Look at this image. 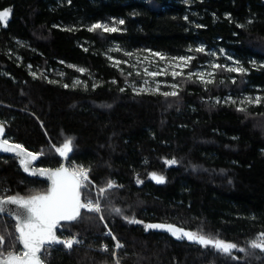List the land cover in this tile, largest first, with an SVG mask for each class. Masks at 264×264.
<instances>
[{
	"label": "trees",
	"instance_id": "1",
	"mask_svg": "<svg viewBox=\"0 0 264 264\" xmlns=\"http://www.w3.org/2000/svg\"><path fill=\"white\" fill-rule=\"evenodd\" d=\"M5 10L0 122L6 137L42 153L43 168L61 166L55 147L71 138L70 169L89 170L98 186L109 180L121 186L102 202L104 223L124 245L121 264H264V252L249 246L264 232V0H0ZM109 18L125 21L120 31L87 30ZM154 52L166 57H155L162 65L194 56L187 71L212 69L215 83L173 79L168 71L158 77L160 91L177 83V97L137 95L131 82L145 74H136L134 58ZM257 96L259 104L245 99ZM165 159L178 163L168 166ZM47 190L46 182L24 175L15 158L0 156V197ZM117 207L120 215L112 211ZM104 223L87 213L64 224L58 237L80 243L72 250L51 246L45 263L114 264L112 251L100 252L103 244L113 247ZM14 224L0 217L6 239L17 235ZM147 224L203 233L246 252H234L233 260Z\"/></svg>",
	"mask_w": 264,
	"mask_h": 264
},
{
	"label": "snow or ice",
	"instance_id": "2",
	"mask_svg": "<svg viewBox=\"0 0 264 264\" xmlns=\"http://www.w3.org/2000/svg\"><path fill=\"white\" fill-rule=\"evenodd\" d=\"M8 11L0 12V22H5V17L9 16ZM117 22L113 21V26H109L107 23H94L87 30L89 32H95L96 30H102L104 33H116L120 31L116 26ZM119 25H123L125 21L123 19L118 21ZM87 51V49H85ZM119 51V49H117ZM189 51H193L189 49ZM195 52L204 53L203 47H197ZM210 55H216L215 53H209ZM127 56H132L133 53H125ZM153 56L159 57L161 60H165L160 53H152ZM175 63L169 64L168 68H161L158 71H149L145 68L143 71L147 76L156 78L160 75L166 74L171 69L170 74L173 79L176 77L187 76L189 80L193 77L200 83L210 85L215 83V72L205 71H187L191 67V62L195 59L194 56H180L171 58ZM139 63V61H137ZM125 63L120 60H116L115 64L119 65ZM134 67V65H132ZM31 68V65H29ZM213 69H224L228 72H236L243 74L245 69L243 67H229L221 64H212ZM176 69H179L177 71ZM81 73L86 71L83 68L78 69ZM137 75L140 73L137 72ZM35 77L36 73H32ZM131 75V73H129ZM209 77V78H206ZM51 82V81H50ZM222 82V81H221ZM233 83L236 81L233 80ZM115 83V81H113ZM160 81L156 82L155 89L145 88L140 86L138 89H134L137 95L145 92H158L160 95L167 97H177L179 95L178 89L180 85L177 83L165 85L173 89L172 91H160ZM144 85L148 84V81L143 82ZM68 87V85H64ZM124 91V89H121ZM230 99V98H229ZM248 103L259 104L261 97L257 96L255 100L251 97L245 98ZM216 103H220L217 99ZM232 103H236L232 100ZM241 103H244L242 100ZM238 111H245L243 107H239ZM55 151L63 157L65 160H69V154L74 151L73 140L71 138L65 139L62 146L55 147ZM0 152L13 153L16 157H21V164L24 166V170L30 175H39L46 177L51 181L50 188L44 193H37L30 195L29 197H21L16 195H9L6 197H0V217L8 216L15 221L14 230L18 235L8 234L7 239L5 234L0 233V264H45L47 260V254L51 250L53 245H61L63 248L72 250L74 245H78L80 241L76 237L69 239H61L57 235V229H63L64 224L79 222L84 218V214L93 213L97 214L100 221H105L103 215L104 209L102 208V202L109 198V193L118 186L114 181H107L105 185L98 186L89 178V170L84 168L69 169L68 167L61 166L56 169H33L30 167V162L35 161L42 153H33L28 151L23 145L15 142H10L6 137L5 122H0ZM164 163L168 166H173L178 163L175 159H165ZM150 178L157 184L165 183V178L162 175L156 173H150ZM138 184L143 183L142 180H137ZM14 206V207H10ZM112 211L120 215V208H113ZM128 223H141L136 219H128ZM107 228V223H104ZM146 229H160L171 233L177 239L187 238L189 241L196 244L216 249L228 256L230 259L236 260L237 256L234 252L244 253L246 249L244 247H238L233 242H226L224 240L210 237L203 233H195L183 228L168 224H147ZM108 235L111 236L115 242L111 256L114 264H121V259L118 256V250L122 249L124 245L112 235L109 230ZM17 244L22 247H17ZM249 246L251 249H259L264 252V232H261L257 239L250 241ZM103 251L108 252L107 246L103 248Z\"/></svg>",
	"mask_w": 264,
	"mask_h": 264
},
{
	"label": "rangeland",
	"instance_id": "3",
	"mask_svg": "<svg viewBox=\"0 0 264 264\" xmlns=\"http://www.w3.org/2000/svg\"><path fill=\"white\" fill-rule=\"evenodd\" d=\"M4 19H5V21L8 20V16L5 17ZM112 22H113V20H105V21H103V23H107V24H109V26L113 25ZM115 25L119 26V23L117 22ZM155 57L156 56H153L152 53L143 54V57H141V58L140 57H135L134 58V60L136 61L135 64H134L135 65V72L136 73L139 72L140 74H145L144 71H143L145 68H147L149 71H158L161 68H168V65H169L168 62H163L164 64L162 65V64H160V62ZM137 61H139V63ZM170 64H173V63H170ZM176 70L178 71V69H176ZM200 70L208 72V68H204V69H200ZM169 71L171 72V69H169ZM209 72H213V70L211 69ZM160 76H158V77H160ZM158 77L153 78V77L147 76L145 74L144 78H138V80H137L138 82L132 81L131 85L134 86L136 89H138L140 86H144L145 88H149V89H154V88H156V82L157 81H160L162 83V80L158 79ZM145 80L148 81L147 85L143 84V82ZM72 169H77V167L72 166Z\"/></svg>",
	"mask_w": 264,
	"mask_h": 264
},
{
	"label": "water",
	"instance_id": "4",
	"mask_svg": "<svg viewBox=\"0 0 264 264\" xmlns=\"http://www.w3.org/2000/svg\"><path fill=\"white\" fill-rule=\"evenodd\" d=\"M5 11H7V10H5ZM2 12H4V11H2ZM9 17H10V14H9V16H8V19H9ZM6 23H7V20H6ZM5 22H3V25H5L6 24ZM5 128H6V126H5ZM6 133H7V130H6ZM10 142H12V141H10ZM26 148V147H25ZM27 149V148H26ZM28 151H30L29 149H27ZM31 152H33V151H31ZM33 153H36V152H33ZM0 156H6V157H13V158H15L16 159V161H17V164L19 165V167H20V169H21V171L23 172V174L24 175H26L27 177H29V178H32V179H38V180H40V181H43V182H46L47 184H48V189L50 188V186H51V181H49L46 177H44V176H39V175H30L28 172H26L25 170H24V166L21 164V157H16L13 153H4V152H0ZM41 155L35 160V161H31L30 162V167L31 168H33V169H40V168H43V167H40V166H38V163L40 162V160H41ZM61 166H64V167H68L69 168V166H68V160H65L64 158H63V162H62V164H61ZM60 166V167H61ZM57 168H59V167H57ZM45 169H56V168H45ZM70 169V168H69ZM46 192V191H45ZM41 193H44V192H41ZM16 196H20V195H16ZM21 197H29V196H21ZM10 207H14V206H10ZM5 217H8V216H5ZM14 223H15V221L13 220V219H11ZM62 224H69V223H66V222H61ZM74 223V222H73ZM58 230L59 229H57V235H58ZM158 231H161L160 229H157ZM17 235H18V233H17ZM22 247V246H21ZM46 264V263H45Z\"/></svg>",
	"mask_w": 264,
	"mask_h": 264
},
{
	"label": "built area",
	"instance_id": "5",
	"mask_svg": "<svg viewBox=\"0 0 264 264\" xmlns=\"http://www.w3.org/2000/svg\"><path fill=\"white\" fill-rule=\"evenodd\" d=\"M107 20H113V21H119L118 19H115V18H109V19H107ZM100 23H103V21L102 22H100ZM111 26H113V25H111ZM117 28H118V25H115ZM103 223H104V221H103ZM109 228H108V226H107V232H106V235L109 237V238H111V236L110 235H108V232H109ZM112 233V232H111ZM113 235V234H112ZM112 239V238H111ZM112 242H113V247H114V241L112 240ZM105 246H107L108 247V249H109V251L108 252H105V251H103V248L105 247ZM113 247H111V245H109V244H103L102 245V247L100 248V252L101 253H103V254H107V253H109L110 251H112L113 250Z\"/></svg>",
	"mask_w": 264,
	"mask_h": 264
},
{
	"label": "flooded vegetation",
	"instance_id": "6",
	"mask_svg": "<svg viewBox=\"0 0 264 264\" xmlns=\"http://www.w3.org/2000/svg\"><path fill=\"white\" fill-rule=\"evenodd\" d=\"M18 247H21L20 245Z\"/></svg>",
	"mask_w": 264,
	"mask_h": 264
}]
</instances>
